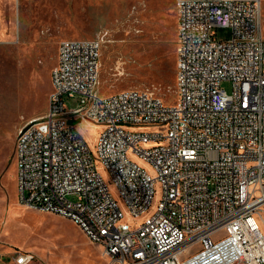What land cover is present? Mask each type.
<instances>
[{"label": "built area", "instance_id": "obj_1", "mask_svg": "<svg viewBox=\"0 0 264 264\" xmlns=\"http://www.w3.org/2000/svg\"><path fill=\"white\" fill-rule=\"evenodd\" d=\"M262 2L176 0L172 103L147 90L101 93L104 37L61 40L48 109L17 134L20 202L73 220L107 264H264ZM220 27L230 37L217 38ZM84 120L101 125L95 151ZM100 167L133 220L147 217L126 219ZM0 264L38 257L0 253Z\"/></svg>", "mask_w": 264, "mask_h": 264}, {"label": "rangeland", "instance_id": "obj_2", "mask_svg": "<svg viewBox=\"0 0 264 264\" xmlns=\"http://www.w3.org/2000/svg\"><path fill=\"white\" fill-rule=\"evenodd\" d=\"M264 24V0L262 2ZM176 0H0V253L31 252L38 264H107L103 247L73 220L30 208L20 202L15 160L19 130L48 109L51 71L58 45L66 38L104 37L99 89L111 94L124 89L153 92L165 102L177 98V55L165 69L164 40L177 39ZM229 28L216 29L228 38ZM176 50V46H175ZM222 87L232 92V83ZM76 98L71 106H77ZM95 151L101 125L79 124ZM140 163L152 174L153 167ZM112 193L136 224L109 174L100 167ZM159 196L153 204H157Z\"/></svg>", "mask_w": 264, "mask_h": 264}, {"label": "trees", "instance_id": "obj_3", "mask_svg": "<svg viewBox=\"0 0 264 264\" xmlns=\"http://www.w3.org/2000/svg\"><path fill=\"white\" fill-rule=\"evenodd\" d=\"M175 46L177 47V40L174 41V39L171 36L167 37L164 40V56H163L164 63H163V66L165 69H168V67H169V60L171 59L173 61V59H174V53L176 52Z\"/></svg>", "mask_w": 264, "mask_h": 264}, {"label": "water", "instance_id": "obj_4", "mask_svg": "<svg viewBox=\"0 0 264 264\" xmlns=\"http://www.w3.org/2000/svg\"><path fill=\"white\" fill-rule=\"evenodd\" d=\"M78 122V120H71L70 121V123H72V124H75V123H77Z\"/></svg>", "mask_w": 264, "mask_h": 264}]
</instances>
